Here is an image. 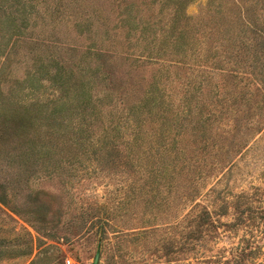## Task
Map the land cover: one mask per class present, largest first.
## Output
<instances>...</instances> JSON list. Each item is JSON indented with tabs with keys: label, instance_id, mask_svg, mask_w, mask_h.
I'll return each mask as SVG.
<instances>
[{
	"label": "rangeland",
	"instance_id": "1",
	"mask_svg": "<svg viewBox=\"0 0 264 264\" xmlns=\"http://www.w3.org/2000/svg\"><path fill=\"white\" fill-rule=\"evenodd\" d=\"M252 1L0 0V264H264V132L234 130L251 68L221 46ZM59 69L92 98L52 120Z\"/></svg>",
	"mask_w": 264,
	"mask_h": 264
},
{
	"label": "trees",
	"instance_id": "2",
	"mask_svg": "<svg viewBox=\"0 0 264 264\" xmlns=\"http://www.w3.org/2000/svg\"><path fill=\"white\" fill-rule=\"evenodd\" d=\"M252 3L253 5L251 8L244 5V7L240 9V11L233 12V18H237V21L235 23L234 20L233 22H231V24L234 23L233 28H236L240 24L239 30L233 32L236 37L237 43L233 44L231 42L233 40V37L226 38V36L224 35L225 37L222 42L223 44L221 43V46L224 47L226 60L228 59V62H230L231 64L239 65V58L244 53L245 58H243V62H246L247 60L249 61V68H251V72H249L250 78L244 79L246 81L245 83H247V90L249 91H245L243 93V95L245 96L244 105L236 109L237 111L234 115V130H237L238 132L243 131L245 133H252L253 135V133L255 132H260V134L264 132V0H253ZM182 4L183 2L181 1L175 10V18L173 17L172 19V22L175 23L176 31H174V34H171V37L173 38V41H177V43H180V41H182V38L185 37L187 31L189 30L188 17L184 14H180V11L183 7ZM226 13L227 15H229L230 12L228 10L225 11V9L221 8V5L220 8L215 6V8L211 10V15L208 16L209 20L212 21L213 19H217L215 21V26L212 27V25H210L209 29L211 31H213L214 33L216 30L218 32L222 31L223 33H225V31H231L227 30L231 29V25L229 22L228 25L226 22L225 25H223L224 21L221 23L222 19H225ZM175 27L173 28V30H175ZM247 31L249 32V35H247L248 40L246 46V40L243 39V35ZM205 36L206 34H204L203 39H206L208 37V35L206 37ZM212 38L213 37H211V39ZM239 43L240 45L238 46ZM105 51L100 50L98 56H104L106 54ZM234 72L237 74L244 71L235 69V67L234 69H231V77L238 78V76L235 75ZM75 80L76 81L73 82L71 76L69 74L66 75L64 70L62 69H59L55 73L53 72L51 74V81L55 84L58 90V95L55 98L51 99L48 105V108L51 109L50 115H52V120H56V117L54 116L57 115V112L61 108H63L70 99L78 104L79 109L86 110L87 102L92 98V95H90L91 88L88 85V79L85 76H82L80 78L77 77V79ZM251 83L255 85V89L253 91L249 87L251 86ZM107 96H110V94H107ZM143 98L144 99H141L136 105L127 108V123L129 124V127L134 128L136 126L134 129L137 128L140 121V119L136 117V114L142 111L144 101L147 100L151 103H154L156 101V98L154 97L152 91H148ZM256 118L257 120L255 121ZM22 119H25V116H21L19 118V120ZM21 122L22 121H20L19 123ZM53 125L54 121L52 122L51 129L49 132H47L46 137L42 138L43 141L46 140V144L45 141L43 144L44 146L46 145V148L48 147L49 142L53 144L54 142H59L57 141L58 138L54 137V132L52 131ZM87 125V122H83V125L80 122L78 126L74 128L77 130L79 135L72 137V139H64V143L66 145H70V147H74V149H79V145L83 142L84 139L83 136L80 137L81 132L84 129L88 130V128L86 127ZM102 130L104 131V129ZM99 141L101 142L102 148L105 143V138ZM93 153L95 152L93 151ZM84 154H86L85 151H80V156ZM0 201H2V198H0Z\"/></svg>",
	"mask_w": 264,
	"mask_h": 264
},
{
	"label": "water",
	"instance_id": "3",
	"mask_svg": "<svg viewBox=\"0 0 264 264\" xmlns=\"http://www.w3.org/2000/svg\"><path fill=\"white\" fill-rule=\"evenodd\" d=\"M100 254H101V251L100 249H98L96 255H95V258H94V261H93V264H98L99 262V259H100Z\"/></svg>",
	"mask_w": 264,
	"mask_h": 264
},
{
	"label": "built area",
	"instance_id": "4",
	"mask_svg": "<svg viewBox=\"0 0 264 264\" xmlns=\"http://www.w3.org/2000/svg\"><path fill=\"white\" fill-rule=\"evenodd\" d=\"M67 264H74L70 259L67 260Z\"/></svg>",
	"mask_w": 264,
	"mask_h": 264
}]
</instances>
